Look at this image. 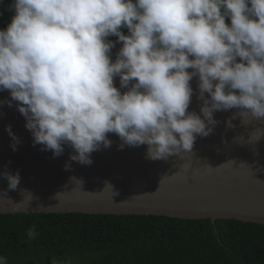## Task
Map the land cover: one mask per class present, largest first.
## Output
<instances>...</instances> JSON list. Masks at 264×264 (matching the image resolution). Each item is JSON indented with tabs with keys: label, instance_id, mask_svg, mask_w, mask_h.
I'll list each match as a JSON object with an SVG mask.
<instances>
[{
	"label": "clouds",
	"instance_id": "1",
	"mask_svg": "<svg viewBox=\"0 0 264 264\" xmlns=\"http://www.w3.org/2000/svg\"><path fill=\"white\" fill-rule=\"evenodd\" d=\"M7 7L0 92L8 97L0 106H15L41 151L55 158L70 147L65 170L71 162L90 166L93 152L111 147L109 133L118 150L144 145L155 161L214 134L215 112L236 110L225 130L236 116L264 122V0H10ZM193 78L199 113L188 110ZM4 130L16 151L20 139L11 125ZM0 177L11 190L20 182L7 166Z\"/></svg>",
	"mask_w": 264,
	"mask_h": 264
},
{
	"label": "water",
	"instance_id": "2",
	"mask_svg": "<svg viewBox=\"0 0 264 264\" xmlns=\"http://www.w3.org/2000/svg\"><path fill=\"white\" fill-rule=\"evenodd\" d=\"M121 44L116 42L111 50L113 61ZM190 84L194 94L188 110L199 113L196 78ZM114 86L119 88L118 77ZM7 97V91L0 92V100ZM235 112H215L220 123L214 134L197 137L191 152L152 161L146 158L144 145L118 150L121 141L109 133L111 147L93 152L90 166L71 162V170H65L70 147L55 158L51 151H41L40 145L33 146L15 106H0V172L7 166L20 175L15 190L0 177V214L164 215L264 225V122L243 123L236 116L234 127L225 130L224 121ZM5 125H11L21 141L16 151Z\"/></svg>",
	"mask_w": 264,
	"mask_h": 264
},
{
	"label": "trees",
	"instance_id": "3",
	"mask_svg": "<svg viewBox=\"0 0 264 264\" xmlns=\"http://www.w3.org/2000/svg\"><path fill=\"white\" fill-rule=\"evenodd\" d=\"M9 4H0V29L12 15ZM0 257L6 264H264V225L164 215L8 213L0 214Z\"/></svg>",
	"mask_w": 264,
	"mask_h": 264
},
{
	"label": "rangeland",
	"instance_id": "4",
	"mask_svg": "<svg viewBox=\"0 0 264 264\" xmlns=\"http://www.w3.org/2000/svg\"><path fill=\"white\" fill-rule=\"evenodd\" d=\"M12 264H22V263L20 262V260L19 261L12 260Z\"/></svg>",
	"mask_w": 264,
	"mask_h": 264
}]
</instances>
